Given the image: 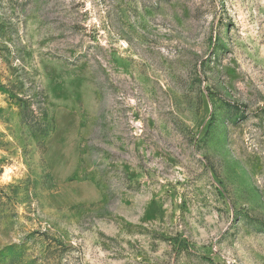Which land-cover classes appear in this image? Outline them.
Wrapping results in <instances>:
<instances>
[{"label": "rangeland", "instance_id": "374dc122", "mask_svg": "<svg viewBox=\"0 0 264 264\" xmlns=\"http://www.w3.org/2000/svg\"><path fill=\"white\" fill-rule=\"evenodd\" d=\"M0 264H264V0H0Z\"/></svg>", "mask_w": 264, "mask_h": 264}]
</instances>
